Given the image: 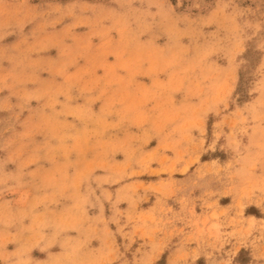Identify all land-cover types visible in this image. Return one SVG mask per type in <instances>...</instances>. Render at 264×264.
I'll list each match as a JSON object with an SVG mask.
<instances>
[{
  "label": "rangeland",
  "instance_id": "1",
  "mask_svg": "<svg viewBox=\"0 0 264 264\" xmlns=\"http://www.w3.org/2000/svg\"><path fill=\"white\" fill-rule=\"evenodd\" d=\"M0 264H264V0H0Z\"/></svg>",
  "mask_w": 264,
  "mask_h": 264
}]
</instances>
